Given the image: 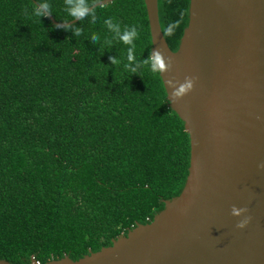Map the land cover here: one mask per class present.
Instances as JSON below:
<instances>
[{"label": "trees", "instance_id": "obj_1", "mask_svg": "<svg viewBox=\"0 0 264 264\" xmlns=\"http://www.w3.org/2000/svg\"><path fill=\"white\" fill-rule=\"evenodd\" d=\"M41 3L57 22L74 19L65 0H0V259L11 264L109 246L179 194L189 164V136L150 56L143 0H113L93 8L95 23L64 27L33 14ZM188 4L157 0L172 51ZM105 20L121 33L135 27L131 43Z\"/></svg>", "mask_w": 264, "mask_h": 264}, {"label": "water", "instance_id": "obj_2", "mask_svg": "<svg viewBox=\"0 0 264 264\" xmlns=\"http://www.w3.org/2000/svg\"><path fill=\"white\" fill-rule=\"evenodd\" d=\"M143 3L151 59L189 136L183 187L109 246L43 264H264V0H189L174 51L157 0Z\"/></svg>", "mask_w": 264, "mask_h": 264}, {"label": "clouds", "instance_id": "obj_3", "mask_svg": "<svg viewBox=\"0 0 264 264\" xmlns=\"http://www.w3.org/2000/svg\"><path fill=\"white\" fill-rule=\"evenodd\" d=\"M89 6L90 4L87 2V0H65V11L69 16L80 19H83L85 16H91L92 22L95 23L94 10L93 8L90 10ZM46 12H48V5L46 3H41L39 5V8L35 7L33 10V14L37 17H41ZM104 23L109 29H113L114 31L119 32V38L124 43L130 44L132 38L136 35L135 27H131L121 33L119 25L111 23L110 20H105ZM79 33L80 30L77 29L76 34L79 35ZM92 40H97V37L93 35ZM112 63H115V58L112 59ZM125 67L128 68V64H125ZM235 211L236 209H233V212ZM240 226H243V224H241Z\"/></svg>", "mask_w": 264, "mask_h": 264}]
</instances>
